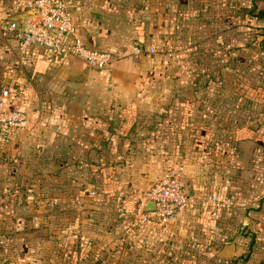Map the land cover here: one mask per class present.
Instances as JSON below:
<instances>
[{
  "label": "crops",
  "instance_id": "0c3cea01",
  "mask_svg": "<svg viewBox=\"0 0 264 264\" xmlns=\"http://www.w3.org/2000/svg\"><path fill=\"white\" fill-rule=\"evenodd\" d=\"M67 1L84 44L109 49L115 60L108 70L87 68L85 79L75 82L73 76L84 68L79 61L48 59L36 49H20L14 41L0 37V88L13 87L17 94L12 108L23 109L27 115L22 126L0 130V148L9 149L14 134L22 133V137L30 127V109L36 100L59 109L53 124L47 121L39 126L44 139L30 143V149L37 151L34 164L39 166L31 182L38 175L39 196L51 193L52 181L55 188L69 186L74 197L84 195L76 204L84 203L81 208L87 210L86 236L78 233L73 259L78 257V264L94 260L103 264H264V178L259 184L258 174L246 172L240 164L241 146L251 150L242 159L247 165L252 157L259 158V144L240 135L237 121L224 130L215 105L202 103L204 93L192 89L183 99L182 89L176 88L175 96L164 97L163 81L140 77L154 59L150 54L131 57V47L149 49L157 44L138 29L142 14L136 15L134 23L120 18L117 25L114 14L99 10V0ZM210 1H204L205 7L213 4ZM24 2L0 0V22L23 13ZM235 3L236 13L264 23V8L256 6L264 0ZM252 5V13L261 11V18L246 13ZM198 18L202 19L200 14ZM205 22L201 26L206 33L215 31ZM258 27L254 26L255 31ZM259 30L256 35L261 40L256 45L264 54V26ZM130 38L137 41L128 48ZM32 87L40 95H33ZM33 114L37 121V112ZM217 141L227 144L217 145ZM27 145L18 142L13 159L24 161ZM175 163L182 165L180 185L189 198L188 206L163 226H131L135 195ZM211 193L218 204L208 201ZM62 237L58 236V243Z\"/></svg>",
  "mask_w": 264,
  "mask_h": 264
},
{
  "label": "rangeland",
  "instance_id": "374dc122",
  "mask_svg": "<svg viewBox=\"0 0 264 264\" xmlns=\"http://www.w3.org/2000/svg\"><path fill=\"white\" fill-rule=\"evenodd\" d=\"M204 1L99 0L98 6L101 12L114 14L117 25L122 21L120 18L134 23L138 19L136 15L142 14L138 29L155 38L157 44L151 47L153 52L149 56L154 60L147 63L149 68L140 77L148 81L154 78L163 81L160 92L164 97L167 94L175 96L176 88L182 89L179 93L183 99L191 94L192 89L197 94L204 93L202 103L215 105L224 130L239 122L237 130L240 135L259 144L256 151L259 158L252 157L254 160L250 159L247 165L242 159H246L251 150L249 146H241L240 154L244 157L240 164L247 168L246 172L258 174L257 182L260 184V179L264 178V54L256 45L261 40L256 32H260L259 28L264 23L248 19L238 11L236 13V0H211L213 4L206 7ZM238 1L241 6L245 0ZM256 6L264 8L263 3ZM199 14L202 19L198 18ZM223 17L228 21L220 22ZM204 22L206 27H215V31L208 30L214 36L204 31L201 26ZM256 24L258 31L254 28ZM226 34L227 37H220ZM133 41L137 39L130 38L128 48ZM253 43L254 48L248 49L247 45L252 46ZM242 47L246 50L240 51ZM41 89L46 93L54 92L53 89ZM34 90L33 95H40ZM177 104L185 107L179 101ZM235 105L239 107L235 108ZM30 110H33L29 119L31 125L24 129L23 136L22 133L14 134L11 147L0 148V264H78L79 258L73 259L72 256L78 250L73 246L78 233L84 232L83 238L86 236L87 210L81 208L84 203L80 202L79 206L76 203L80 199L82 201L84 195L74 197L69 186L63 188L65 190L55 188L56 183L52 181L49 185L51 193L39 196L42 182L38 175H33L37 179L31 182V175L39 166L34 164L37 151L30 149V143L44 139L38 131L39 126L48 122L53 124V114L59 109L50 102L46 105L44 101L36 100L35 107ZM34 111L38 114L37 121H33ZM20 141L29 144L23 150L26 153L21 163L13 159L17 156L16 148ZM59 235L63 236L62 243H58ZM98 262L94 260L91 264Z\"/></svg>",
  "mask_w": 264,
  "mask_h": 264
},
{
  "label": "built area",
  "instance_id": "2783aa9c",
  "mask_svg": "<svg viewBox=\"0 0 264 264\" xmlns=\"http://www.w3.org/2000/svg\"><path fill=\"white\" fill-rule=\"evenodd\" d=\"M23 9L29 13L22 22H0L1 38L14 41L20 49H36L45 58H73L97 71L108 70L113 64L115 57L109 49L84 44L76 32L67 0H25ZM152 52V48L144 50L134 45L130 55L138 57ZM16 94L13 87L0 88V130H13L27 120L24 111L12 108ZM181 174L182 165L175 163L163 170L146 190L135 195L131 226H163L185 210L189 198L180 185ZM208 201L219 202L215 193L208 196ZM148 202L153 206L145 209Z\"/></svg>",
  "mask_w": 264,
  "mask_h": 264
},
{
  "label": "water",
  "instance_id": "95a60500",
  "mask_svg": "<svg viewBox=\"0 0 264 264\" xmlns=\"http://www.w3.org/2000/svg\"><path fill=\"white\" fill-rule=\"evenodd\" d=\"M28 13H29L28 11H24L23 13L16 14V15L12 16L10 18V20L16 21V22H22L26 18ZM86 70H87V67L84 66V68L82 70H80V72H78L75 76H73L72 80L75 82H80V81L84 80L86 77ZM152 206H153V203L148 202L145 205V209H150V208H152Z\"/></svg>",
  "mask_w": 264,
  "mask_h": 264
},
{
  "label": "trees",
  "instance_id": "16d2710c",
  "mask_svg": "<svg viewBox=\"0 0 264 264\" xmlns=\"http://www.w3.org/2000/svg\"><path fill=\"white\" fill-rule=\"evenodd\" d=\"M252 7H253V5L251 6V8H250V6H249V8H248V11L246 12L247 14H249V15H251L254 19H257V18H261L262 17V12L261 11H258V12H256V13H252ZM261 28V27H260ZM141 45H139V47H140ZM142 48V47H141ZM145 50V49H144ZM236 106V105H235ZM238 107H239V105H237ZM237 108V107H236ZM19 110H21V109H19ZM23 110V109H22ZM217 145H222V144H227V143H224V142H221V141H217ZM180 164V163H179ZM168 168V167H167ZM166 168H164V169H162L161 171H160V173H159V175H158V177L160 176V174H161V172L163 171V170H165ZM157 177V178H158ZM89 257H93V255H91V256H89ZM99 264H103L102 262H98Z\"/></svg>",
  "mask_w": 264,
  "mask_h": 264
}]
</instances>
